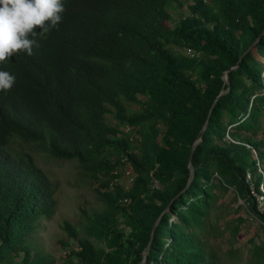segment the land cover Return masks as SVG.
Segmentation results:
<instances>
[{
  "label": "trees",
  "instance_id": "trees-1",
  "mask_svg": "<svg viewBox=\"0 0 264 264\" xmlns=\"http://www.w3.org/2000/svg\"><path fill=\"white\" fill-rule=\"evenodd\" d=\"M181 1L188 13L170 25ZM63 3L58 29L37 37L31 56L0 65L16 77L0 92V264H137L153 223L187 183L191 146L227 87L223 72L237 65L192 154L193 180L161 216L144 263L224 264L218 241L228 233L233 251L244 218L222 191L233 188L264 220L252 192L264 185V61L244 53L264 28V0ZM255 50L264 58V34ZM108 116L136 136L121 135ZM33 152L73 160L79 177L97 183L85 234L61 222L60 262L40 241L56 187ZM127 168L126 189L115 179ZM245 264H264V238Z\"/></svg>",
  "mask_w": 264,
  "mask_h": 264
},
{
  "label": "rangeland",
  "instance_id": "rangeland-1",
  "mask_svg": "<svg viewBox=\"0 0 264 264\" xmlns=\"http://www.w3.org/2000/svg\"><path fill=\"white\" fill-rule=\"evenodd\" d=\"M181 2L182 7H175L173 3V6L170 9L173 18L169 22L170 25H173L180 15L188 13L186 2ZM253 53L257 58L264 61V58H261L256 50H254ZM107 120L110 124L116 125L119 128L121 135H127L129 138L136 136L131 127L129 129V127L124 124H116L111 116H108ZM263 134L264 131H261L257 136L262 137ZM33 154L37 164L46 172L56 187L55 196L57 200V208L52 218L45 221V229L41 232L40 241H43V244L51 250L56 261L60 262L65 248H63V246L57 241L58 239H67L65 231L61 227V222L66 218L74 225L80 226V232L85 234L83 225L86 223V216L99 205L94 191L97 183H89L86 182V180H83L81 176L79 177L76 162L73 160L56 159L48 155L46 152H33ZM261 172H259L257 168V173ZM129 176L130 174L127 170H124L120 178H117V181H123L126 183L124 179H128ZM215 176L216 179L214 182L217 183L220 178L217 175ZM247 179H250V177H247ZM262 187H264V185H262ZM214 191L219 192L218 189H214ZM220 196L223 203L228 207L234 217L241 216L244 218L240 225V237L239 240L234 243L233 251L230 253L228 251V233L225 234L224 238L218 241L223 250L224 264H245L247 260V252L251 245L258 244L264 238V234L261 230L264 220L261 216L249 210L247 203L234 192L233 188L222 191ZM257 205L258 209H260L261 203L258 202ZM174 219L175 216L171 215L170 220Z\"/></svg>",
  "mask_w": 264,
  "mask_h": 264
},
{
  "label": "clouds",
  "instance_id": "clouds-1",
  "mask_svg": "<svg viewBox=\"0 0 264 264\" xmlns=\"http://www.w3.org/2000/svg\"><path fill=\"white\" fill-rule=\"evenodd\" d=\"M63 0H0V65L40 46L37 37L58 29L65 12ZM16 77L0 70V92L11 91Z\"/></svg>",
  "mask_w": 264,
  "mask_h": 264
},
{
  "label": "water",
  "instance_id": "water-1",
  "mask_svg": "<svg viewBox=\"0 0 264 264\" xmlns=\"http://www.w3.org/2000/svg\"><path fill=\"white\" fill-rule=\"evenodd\" d=\"M263 34H264V28H263V30L260 32V34H259V35H258V36H257V37H256V38H255L250 44H249V46L247 47V49L245 50L244 53H246L247 51H252V52H254V50H255V44L259 41L260 37H261ZM236 67H237V65L232 66V67H230L229 69H227V70H225V71L223 72L222 79H223L224 83L227 85V87H226L224 90H221V91L216 95V97L214 98V100H213V102L211 103V106H210V108H209V111H208V114H207V118H206V120H205V122H204V124H203L202 129H201V134H200V136L194 141V143H193L192 146H191L190 153H189V162H188L189 177H188L187 183L185 184V186H184L179 192H177V193L174 195V197L169 201L168 205H167V206L161 211L160 215L158 216V218H157V219L155 220V222L153 223V226H152V229H151V232H150V239H149V241H148V243H147V245H146V248H145V250H144V252H143V256H142L141 260H140L137 264H144V263H145L146 258H147V254H148V251H149V248H150V242H151V239H152L153 234H154V229H155L156 225L158 224V222H159L161 216H162V215L168 210L169 205H170V203L173 201V199L176 198V197H178L181 193H183V192L186 190V188L190 185L191 181L193 180V177H194V173H195V171H194L193 164H192V162H191L192 154H193V152H194V149H195L196 145L202 140V135H203V133L205 132V130H206V128H207L208 118H209V116H210V114H211V112H212V110H213V108H214V106H215V104H216L218 98H219L221 95L225 94V93L228 91V89H229V79H228L227 72H228L230 69H233V68H236Z\"/></svg>",
  "mask_w": 264,
  "mask_h": 264
},
{
  "label": "built area",
  "instance_id": "built-area-1",
  "mask_svg": "<svg viewBox=\"0 0 264 264\" xmlns=\"http://www.w3.org/2000/svg\"><path fill=\"white\" fill-rule=\"evenodd\" d=\"M204 2H208V1L207 0H204ZM183 52L186 55H189V56H194L196 54L193 49L188 48V47H185L183 49ZM127 127H129V126H127ZM129 129H130V127H129ZM126 170L130 174V176L128 177V179H124L126 183H124L123 181H117V179H115V181H116V183L121 184L124 188L127 189L131 185L132 179L134 177V173H133V171H132L131 168H129V169L127 168ZM258 171L261 172V169L259 167H258ZM247 177L248 178L250 177L249 172H247ZM262 185L263 184H261L259 186V192H254V191H252V192H253V194H254V196L256 198L257 203L258 202L261 203V207L258 210L264 215V187H262ZM110 188H112V186H110ZM124 201L126 202L127 200L124 199Z\"/></svg>",
  "mask_w": 264,
  "mask_h": 264
}]
</instances>
